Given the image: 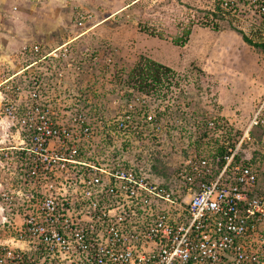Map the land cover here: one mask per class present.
I'll return each mask as SVG.
<instances>
[{
  "label": "built area",
  "instance_id": "obj_1",
  "mask_svg": "<svg viewBox=\"0 0 264 264\" xmlns=\"http://www.w3.org/2000/svg\"><path fill=\"white\" fill-rule=\"evenodd\" d=\"M220 1L237 19L264 18V0ZM91 18L81 14L78 25ZM29 53L40 59L27 71L44 63L48 79L88 75L90 62H69V43ZM47 75L35 72L26 91L7 86L14 96H2L0 264H264V194L258 172L238 163L250 131L264 130V99L222 160L191 154L168 182L144 167L141 150L115 148L160 135L158 98L122 92L119 117L98 124L81 100L51 96ZM13 130L18 145L5 147Z\"/></svg>",
  "mask_w": 264,
  "mask_h": 264
},
{
  "label": "rangeland",
  "instance_id": "obj_2",
  "mask_svg": "<svg viewBox=\"0 0 264 264\" xmlns=\"http://www.w3.org/2000/svg\"><path fill=\"white\" fill-rule=\"evenodd\" d=\"M125 2L132 5L133 0ZM213 4L210 0H142L133 12L113 14L114 0H0V110L2 96H14L5 87L21 85L26 91L29 76L52 71L44 63L27 71L40 59L29 53L33 45L48 53L69 43V62H90L88 75L78 83L72 79L60 83L48 79L49 75L45 79L51 96L62 103L81 100L98 124L119 117L128 98L121 93L134 86L131 70L141 57L151 58L175 72L151 93L158 98L153 106L159 103L165 110L159 117L163 130L160 135L148 134L140 147L124 138L115 148H133L132 156L141 150L149 158L147 170L172 176L191 154L209 155L230 138L232 142L243 138L264 95V62L259 59L263 53L249 45L234 46L227 33L233 28L213 16ZM83 13L92 18L79 26ZM237 20L241 22L235 25L248 33L256 26L255 19ZM188 32L198 33L197 44L176 46L174 41ZM211 121L218 124L216 129L209 128ZM99 138L114 154V144L103 133ZM240 153L258 172V190L264 194V130L250 131ZM123 156L132 160L128 154Z\"/></svg>",
  "mask_w": 264,
  "mask_h": 264
},
{
  "label": "trees",
  "instance_id": "obj_3",
  "mask_svg": "<svg viewBox=\"0 0 264 264\" xmlns=\"http://www.w3.org/2000/svg\"><path fill=\"white\" fill-rule=\"evenodd\" d=\"M220 3H221L220 0H215L213 4V9L211 11L213 16H215L217 19L220 18L227 21L230 24L231 28H233L232 30L240 34L247 45L257 50H261V52L264 54V38L260 39L261 35H264L263 34L264 29L262 27L264 25V18H262V20H260L259 23H256V26L255 24L252 25L250 28V33H248L246 30H244L243 27H239L235 25L236 22L238 24L241 21L237 20V18L233 17L230 13H225L221 8ZM191 33L192 32H188L185 38H181L174 41V44L178 47H185V45L188 43L190 39ZM173 74H175V72L170 67L165 66L164 64L159 63L157 61H154L151 58L145 56L141 57L140 61L131 70L129 74V79L131 80V84L132 83L134 84L133 88L131 87V91H130L131 97L132 94L135 93H141L143 95L152 96L151 93L153 91L154 92L157 91L158 88L164 84L163 81L165 80V78L169 79V76ZM239 138L234 140V142H232V138H230L228 144L230 146H235ZM226 151H227V145L226 142H224L218 150L216 149L211 153H213L212 156L216 160L219 159L222 160V158L226 154ZM238 163H241L245 167H252L251 163L246 162L244 160L241 153L239 154L238 157ZM252 163L255 162L253 161ZM151 172L152 174H154L153 171ZM155 175L161 177L162 179L167 180L168 182L169 179L171 178L170 175H166V174L163 176L162 174L156 173Z\"/></svg>",
  "mask_w": 264,
  "mask_h": 264
},
{
  "label": "crops",
  "instance_id": "obj_4",
  "mask_svg": "<svg viewBox=\"0 0 264 264\" xmlns=\"http://www.w3.org/2000/svg\"><path fill=\"white\" fill-rule=\"evenodd\" d=\"M125 1H127V0H114V7L115 8H113V10H115L114 11V13L113 14H121V13H125V14H128L129 12H133V11H135L136 10V8H134V5H136V3H138L139 1H142V0H133V2H132V5H130L129 3H126ZM143 1H145V3H148V2H150L151 0H143ZM184 1V0H183ZM117 2V3H116ZM113 5V4H112ZM103 7H105V6H103ZM131 7H133L134 9L133 10H131ZM118 8V9H117ZM103 9V8H102ZM216 33V32H215ZM227 33H228V37L230 36V41H232L233 42V45L234 46H238V47H240V49H245V47H247L248 45L244 42V40H243V38L241 37V35L240 34H238L237 32H235V31H233V30H230V31H227ZM195 37H197V38H195ZM232 37H234V38H232ZM199 41V38H198V33L197 32H193L192 34H191V38L189 39V43L191 42V44H197V42ZM188 43V44H189ZM187 44V45H188ZM186 46V45H185ZM249 47V46H248ZM260 58V62H264V55L263 54H261L260 56H259ZM74 81V80H73ZM78 82H80V80H78L77 79V82L76 83H78ZM256 99H258V97H255L254 98V100H256ZM264 99V98H263ZM263 99H261V101L259 102V103H261L262 101H263ZM233 100V99H232ZM258 106H259V104H258ZM257 106V107H258ZM0 121L3 123V122H6V119L4 118V117H2V116H0ZM1 123V124H2ZM16 134V132L13 130L12 132H11V134L8 136V142L6 143H4V146L5 147H13V146H17L18 144H17V139H18V136L16 135L15 137H14V140L12 139V136L13 135H15ZM17 144V145H16Z\"/></svg>",
  "mask_w": 264,
  "mask_h": 264
},
{
  "label": "clouds",
  "instance_id": "obj_5",
  "mask_svg": "<svg viewBox=\"0 0 264 264\" xmlns=\"http://www.w3.org/2000/svg\"><path fill=\"white\" fill-rule=\"evenodd\" d=\"M210 1L215 2V0H210ZM220 2H221V1H220ZM211 11H212V9H211ZM213 12H214V11H213ZM65 44H66V43H65ZM63 45H64V44H63ZM33 46H34V45H33ZM61 46H62V45H61ZM61 46H60V47H61ZM31 47H32V46H31ZM31 47H30V48H31ZM30 48H29V49H30ZM58 48H59V47H58ZM56 49H57V48H56ZM32 56H33V55H32ZM38 60H39V59H38ZM34 62H38V61H34ZM34 62H33V63H34ZM33 63H32V64H33ZM30 65H31V64H30ZM30 65H29V66H30ZM34 68H35V67H34ZM36 68H37V67H36ZM78 80H81V79H78ZM75 81H76V80H75ZM1 104H2V103H1ZM0 111H1V110H0ZM3 124H5V122H3Z\"/></svg>",
  "mask_w": 264,
  "mask_h": 264
}]
</instances>
